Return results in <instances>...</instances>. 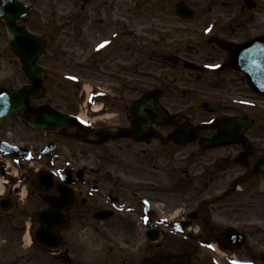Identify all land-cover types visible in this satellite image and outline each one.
<instances>
[{
    "label": "flooded vegetation",
    "instance_id": "obj_1",
    "mask_svg": "<svg viewBox=\"0 0 264 264\" xmlns=\"http://www.w3.org/2000/svg\"><path fill=\"white\" fill-rule=\"evenodd\" d=\"M34 1H41V6L46 2L49 8L40 16L48 49L74 47L85 55L98 41L104 45L97 57H83L84 77L97 76L113 89L106 90L114 93L112 105L105 109L102 106L101 119L107 122L95 124L94 130L108 126L134 128L141 124V119L130 117L127 109L151 89L160 91L159 102L173 116L168 124L167 121L157 123L155 111L147 109L150 124L139 140L102 135L99 144L81 141L82 135L72 127L47 133L28 128L30 134L44 136L36 144L29 143L22 138L24 130L17 126L23 125L21 117L13 114L7 118L0 125V139L33 152L47 142L53 143L54 148L43 158L32 153L31 161L21 155L10 157L0 152V264H143L150 261L151 264H264V230L254 231L253 235L258 236L251 243L245 227L255 224L254 217L262 219V203L241 201L247 186L238 184H245L251 171H242L240 167L244 166L235 162L247 151L253 162L256 156L264 155V148L256 142V134L249 135L248 129L231 120L235 116L254 117V114L247 107L218 97L223 94L235 99L247 97L252 90L246 73L229 67L226 52L215 43L202 41L195 47L200 43L217 47L209 58L223 57L219 71L210 73L193 67L198 72L196 82L186 73L166 71L136 83L134 64L127 80L120 82L125 79L119 78L117 59L107 52L119 46L121 40L133 37L128 54L133 53L131 60H134L136 26L133 20L141 12L133 7L138 0H31L33 6ZM148 2L145 0L143 6ZM167 2L163 0L160 18H156L160 23L165 19L163 14L168 15ZM241 12L243 22L247 19L245 5L241 6ZM175 13L176 9L172 15ZM256 13V22L261 24L264 34V1ZM32 20L33 15L29 21ZM151 32L162 34L158 41L147 43L156 45L153 58L159 57L165 64L174 61V65L186 66L187 55L195 48L187 47L179 56L161 48L167 38V27L154 25ZM233 37L223 36L227 40ZM56 61L52 58L51 63ZM202 81L210 95L199 98L191 93L198 90L194 83ZM212 87L217 89L213 91ZM199 110L215 114L212 126L201 127L200 123L209 119L196 117ZM223 130L226 136L220 141L224 144L212 148L202 144ZM173 135L181 141H193L181 144ZM244 135L253 140L251 150L242 142ZM74 138L84 143L81 147L97 149L98 161L92 162L89 153L81 147L79 152L67 148L64 143ZM136 143L146 145L137 146L138 160L119 155L120 147L130 148ZM140 155L147 156L148 161H142ZM173 161H192L189 164L192 169L168 171ZM238 188L243 192H238ZM46 196L56 201L64 223H58L61 226L57 233L35 238L32 231L40 232L42 228L34 215L47 208ZM176 226L184 232L174 231Z\"/></svg>",
    "mask_w": 264,
    "mask_h": 264
},
{
    "label": "rangeland",
    "instance_id": "obj_2",
    "mask_svg": "<svg viewBox=\"0 0 264 264\" xmlns=\"http://www.w3.org/2000/svg\"><path fill=\"white\" fill-rule=\"evenodd\" d=\"M145 0H138L135 2L134 9L136 11L141 12V17H139L138 14H136L135 20V26L137 28V34L135 38V54H134V60H131V55L133 53L128 54V50H131L130 45L132 44V41H134L132 38H125L121 40V44L119 46L112 47L107 54L112 53L114 57L117 59L116 62L119 66V74L120 76H126L129 74V71L133 68L134 64L136 67V76H143L148 73H164V72H176V73H186L193 79V81H197V75L198 73H194L193 71L188 70L189 68L184 67L180 64H175L174 61H170L169 63H159L156 62L152 58V52L154 51L156 45H147L146 41L143 37H146L144 34L145 32H148L151 30L152 27L157 26L159 28L167 27V38L165 42L161 45V48L163 50H167L171 53L177 54L179 56L182 55L181 51H185L187 47H193L194 49H191L187 57L189 61H195L199 63H203L201 61H204L202 59H205L209 52L213 53V48L209 47L207 45H204L203 43H200L198 48L195 46L199 42L206 43V38L209 37L204 32L211 28L212 26L214 29L212 32H210L211 35L217 34L219 36H234L237 41H243L247 37H251L253 34L256 33V31H259L261 28V24L258 25L256 21H253L252 15L257 16V9L254 11H250L246 9V15L247 19H245L243 22L242 18L243 13L241 12V5H243L242 0H185L190 5L194 6L197 10V14L193 19L190 21H182L177 19L175 16L172 15V12L174 10V4L177 0H168L167 2V8L165 11L168 15L163 14V17L165 18L162 23H160L156 18H160L161 10L163 7V0H149L147 4H144ZM179 1V0H178ZM259 5L263 3L264 0H257ZM42 6L40 4H36V12L34 16V20L30 21L29 28L36 30H43V27L37 22L39 21V13H43L44 10H49L48 5L46 2H42ZM38 7V8H37ZM150 7V8H147ZM40 8V9H39ZM171 12V14L169 13ZM241 16V17H240ZM241 22V23H240ZM210 23V24H209ZM209 24V25H208ZM208 25V26H207ZM258 25V29H257ZM43 34H45V30H43ZM150 35L153 41H158L160 36L162 34L159 33H153ZM163 36H166V33L163 34ZM207 36V37H206ZM162 39V38H161ZM161 41V40H160ZM6 35L4 30V25L2 22H0V82L3 80H8V83L12 84H18L16 86H20V84L27 81L25 74L21 70V64L14 54V52L8 47L6 43ZM125 51V53L123 51ZM196 55L193 56V53L196 52ZM65 51H60L61 57L57 58L56 64L53 65L51 63L52 58L55 56L53 51L48 52L47 54V61L44 62V65H46L48 71L54 70L56 73V69L58 71H65V70H73L75 72H82L83 68L80 70L79 65H83L81 62V50L79 48L70 47L66 50L70 56L63 57V53ZM185 57V55H183ZM159 60L162 61L158 57ZM219 58H209L206 61L209 62H216ZM124 61V62H122ZM126 62V63H125ZM161 68V69H160ZM64 69V70H63ZM143 73V74H142ZM5 75H10L11 77H7ZM11 78V80H10ZM10 80V82H9ZM82 87L76 88L73 84L69 82L62 81L60 79L54 78L52 75L49 77V81L46 83L47 92L46 94L37 101H34L33 103L35 105L39 104H52L55 107H59L64 110H70V111H76L78 114H81L83 112H87L86 106L84 105L86 98H87V90L92 88V95L95 94L98 91V86H100L102 83L100 81H97L96 76H89V79L86 81H82ZM197 84L198 90L196 92H192L194 96H197L199 98L208 97L210 94L205 91V88L207 87L206 83L202 81L201 83H194V86ZM11 85V84H10ZM98 87V88H97ZM196 87V86H195ZM207 89V88H206ZM217 88L212 87V90L215 91ZM226 92V91H225ZM232 94V93H230ZM129 95V94H128ZM132 96V95H129ZM137 96V94L135 95ZM219 99H224L227 96L221 95L218 96ZM227 99L232 103L233 99L235 98H228ZM108 102H106V105L112 104V100L108 99ZM105 102V101H104ZM101 102L99 105H102ZM233 104V103H232ZM262 105L263 109H248V111L252 112L254 114V117L257 119L258 127L251 130L250 134L254 135L256 142H259V144L264 143V133H261V129L264 127V104ZM88 116H90L91 119L97 121V119L101 120V116L93 114L92 110L89 109L87 112ZM212 113H207L205 111H197L196 117H199V119L203 118H209L213 116ZM13 115V114H12ZM10 120V119H9ZM109 121H113L110 119ZM121 121L125 122V118L121 117ZM7 120H5L3 123H6ZM107 121L104 120L102 123H106ZM2 123V126H3ZM97 124V123H96ZM100 124V122L98 123ZM19 130L23 131L22 138L26 141H32L33 144H36L38 141H41L44 136L41 134H30L28 132V129L24 125H17ZM264 129V128H263ZM74 139H69L68 143H64L67 148L71 147L74 149H77L79 152V147L81 145L77 144ZM145 146V144H137V146ZM264 148V146L262 145ZM81 150L88 152V157L91 159L92 162L98 161V151L97 149H89L87 147H81ZM139 148L138 147H120L119 155L121 157H124L125 159H139ZM81 154V153H80ZM140 158L142 161L147 162L148 158L147 156L140 155ZM193 161V160H192ZM192 161H173L169 163L168 171H175V170H184L192 168L189 167V164L192 163ZM162 165V163L160 162ZM177 167V168H175ZM195 168V167H194ZM193 168V169H194ZM256 177V176H255ZM232 178V177H231ZM258 178V177H257ZM259 180L253 179L251 185L253 187L247 189L246 199L245 201L248 202H262L263 203V214H262V220H257L253 218V222H256V224L253 225H246L245 227L249 231L248 234V240L252 243L254 241V238L258 236L253 235L254 231H256L257 227H264V192H259L256 187H258ZM261 187L264 189V177L261 178ZM254 197V198H253ZM264 230V229H263ZM264 238V235H262Z\"/></svg>",
    "mask_w": 264,
    "mask_h": 264
},
{
    "label": "water",
    "instance_id": "obj_3",
    "mask_svg": "<svg viewBox=\"0 0 264 264\" xmlns=\"http://www.w3.org/2000/svg\"><path fill=\"white\" fill-rule=\"evenodd\" d=\"M179 10L182 14L184 12V16L186 17H190L192 15V12L187 10L185 6H183ZM27 16V8L20 1L0 0V19L5 20L9 44L12 49L20 56L23 62V68L26 74L32 80L31 85H26L21 89L9 90L7 88H0V122L8 113H10L11 111H15L22 114L24 116V120L32 128L38 130H55L66 124H76L75 120L71 116L62 114L61 112L50 106L33 108L31 105V100L40 95L45 90L42 85L43 80L46 78L45 71L37 63L38 60H40L45 54V42L34 33L28 31L25 27L17 25L19 21H23ZM219 43L222 47L229 50L231 54L230 64L233 67L241 68L244 70L247 69L242 66V61L244 63H247L251 54H256V52L261 49L258 47H248L247 49H244V51H240L241 49H239L238 45L233 46L230 44L227 45L226 43L222 42ZM251 61L255 62V59H252ZM257 84L259 85L258 80ZM145 105L157 109L156 102L154 100H151V94H145L140 100L134 102L132 106L136 110L137 108L140 109ZM31 114H36V118L31 117ZM159 120L163 121L164 116L161 115ZM79 128L81 131L88 134L89 140H98L97 135L89 133L80 126ZM144 128L145 127H140V129H134L131 132H140ZM107 131L111 134H122V132H124L115 129ZM216 141H213V144H216ZM263 169L264 157L260 159L257 165V170ZM46 202L51 206L50 209L46 210L38 216L42 223L41 227L43 230H41L40 232H34L37 237L49 236L51 229L60 222L56 208L55 210H53V204L54 202L56 203V201L54 199H46ZM52 218H55L56 221L52 222ZM146 264H150V262Z\"/></svg>",
    "mask_w": 264,
    "mask_h": 264
},
{
    "label": "bare ground",
    "instance_id": "obj_4",
    "mask_svg": "<svg viewBox=\"0 0 264 264\" xmlns=\"http://www.w3.org/2000/svg\"><path fill=\"white\" fill-rule=\"evenodd\" d=\"M99 108H96V110H98ZM86 113V112H85ZM86 114H83V116L85 117ZM0 190H1V187H0Z\"/></svg>",
    "mask_w": 264,
    "mask_h": 264
},
{
    "label": "snow or ice",
    "instance_id": "obj_5",
    "mask_svg": "<svg viewBox=\"0 0 264 264\" xmlns=\"http://www.w3.org/2000/svg\"><path fill=\"white\" fill-rule=\"evenodd\" d=\"M101 47H104V45H101Z\"/></svg>",
    "mask_w": 264,
    "mask_h": 264
}]
</instances>
